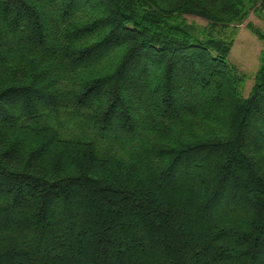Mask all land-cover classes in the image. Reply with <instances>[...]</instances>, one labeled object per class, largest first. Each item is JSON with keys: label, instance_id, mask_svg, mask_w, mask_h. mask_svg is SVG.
<instances>
[{"label": "trees", "instance_id": "1", "mask_svg": "<svg viewBox=\"0 0 264 264\" xmlns=\"http://www.w3.org/2000/svg\"><path fill=\"white\" fill-rule=\"evenodd\" d=\"M251 13L0 0V264H264V50L245 93L227 31Z\"/></svg>", "mask_w": 264, "mask_h": 264}, {"label": "rangeland", "instance_id": "2", "mask_svg": "<svg viewBox=\"0 0 264 264\" xmlns=\"http://www.w3.org/2000/svg\"><path fill=\"white\" fill-rule=\"evenodd\" d=\"M189 21L205 25L207 21L194 15L186 16ZM253 23L264 32V22L254 13L241 24H231L227 29L228 33L234 38L229 59L239 70L247 75L245 93H248L253 85L254 77L259 66L260 55L264 50V40L255 35L249 28V23Z\"/></svg>", "mask_w": 264, "mask_h": 264}]
</instances>
